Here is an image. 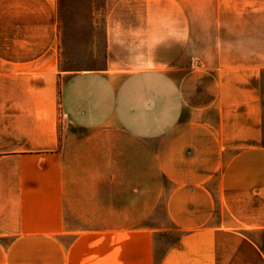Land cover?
<instances>
[{"label": "crops", "instance_id": "obj_1", "mask_svg": "<svg viewBox=\"0 0 264 264\" xmlns=\"http://www.w3.org/2000/svg\"><path fill=\"white\" fill-rule=\"evenodd\" d=\"M0 154L7 264H264V0H0Z\"/></svg>", "mask_w": 264, "mask_h": 264}, {"label": "rangeland", "instance_id": "obj_2", "mask_svg": "<svg viewBox=\"0 0 264 264\" xmlns=\"http://www.w3.org/2000/svg\"><path fill=\"white\" fill-rule=\"evenodd\" d=\"M2 155V154H0ZM5 165L10 164L11 162L7 163L4 162ZM28 163V162H26ZM34 177L29 175L28 168L25 170H22L21 168H17L14 171H11L8 169L6 171V174L2 177H0V185H23L25 184L29 179H32ZM168 236H171L170 233H165ZM161 237V235H159ZM13 235H3L2 240H0V264H7L8 257H10V246L13 243L12 242ZM166 242V241H164Z\"/></svg>", "mask_w": 264, "mask_h": 264}]
</instances>
